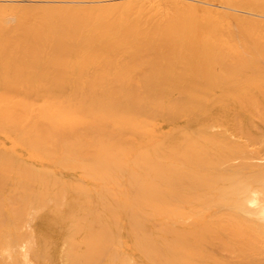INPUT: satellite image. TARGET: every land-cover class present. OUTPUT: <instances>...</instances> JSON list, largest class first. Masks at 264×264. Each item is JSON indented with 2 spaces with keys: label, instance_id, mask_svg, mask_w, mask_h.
Here are the masks:
<instances>
[{
  "label": "bare ground",
  "instance_id": "bare-ground-1",
  "mask_svg": "<svg viewBox=\"0 0 264 264\" xmlns=\"http://www.w3.org/2000/svg\"><path fill=\"white\" fill-rule=\"evenodd\" d=\"M0 264H264V0H0Z\"/></svg>",
  "mask_w": 264,
  "mask_h": 264
}]
</instances>
